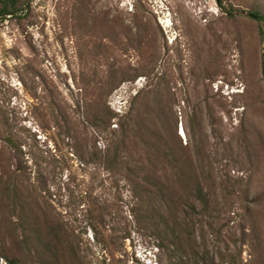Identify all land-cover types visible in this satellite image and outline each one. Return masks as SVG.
<instances>
[{"label":"rangeland","instance_id":"1","mask_svg":"<svg viewBox=\"0 0 264 264\" xmlns=\"http://www.w3.org/2000/svg\"><path fill=\"white\" fill-rule=\"evenodd\" d=\"M17 9L0 16V264H264V0ZM173 150L206 201L179 187L180 249L161 251L132 170L170 172Z\"/></svg>","mask_w":264,"mask_h":264},{"label":"trees","instance_id":"2","mask_svg":"<svg viewBox=\"0 0 264 264\" xmlns=\"http://www.w3.org/2000/svg\"><path fill=\"white\" fill-rule=\"evenodd\" d=\"M17 10V0H0V16L3 17L13 14ZM250 14L253 18L264 22V15L259 13L258 11H250ZM118 152L124 151L123 149H118L116 154H118ZM116 154L114 157H117ZM172 154L175 156V159L172 160L173 165H171L170 172H167L166 170L160 171L159 174H157V172H143L142 175H140L138 174L139 166H136L134 170H132L135 178L138 177V179L134 180V183L136 189L138 190V198H140V201L146 202L148 203V205H152V208L154 204L157 205V207L153 209V213L146 217L152 220L151 225L154 228L153 236L156 240L155 246L158 250L161 251L169 249V246L172 244L176 245V251L180 249V247L178 246L181 238L180 226L183 224V217L184 215L187 216V212L185 210L184 213H182L183 207L181 206H183L182 201L184 193L181 192L179 187H184L185 182L188 183L190 181L195 186V196L199 200L206 199V195L203 194L202 188L199 185V178L196 168L192 167V169H188L185 165L186 159L180 162L178 152L173 150ZM122 163H124L125 165L127 163L128 166L129 162L125 161ZM197 167H200V163L197 165ZM3 182L0 181V200L2 196H6L8 192H11L10 189H8L7 185H5V182L3 185ZM161 205L165 206L164 208H166L167 206L170 207L171 205L175 209V211H170L164 214L163 211H160ZM206 210L207 208L205 205L203 212H206ZM156 217L159 223L153 221V219L155 220ZM22 234L23 235L20 242L23 249H25L27 252L31 251V248L38 249V246L33 244V240L29 242L25 234ZM3 257L8 260L9 264H14L16 262V259L14 257L8 258L6 254H4ZM206 259L207 256H205L203 264H214L212 258H209L208 260Z\"/></svg>","mask_w":264,"mask_h":264}]
</instances>
